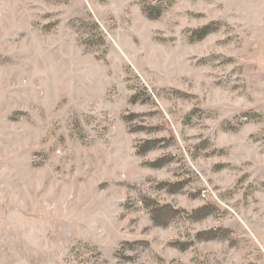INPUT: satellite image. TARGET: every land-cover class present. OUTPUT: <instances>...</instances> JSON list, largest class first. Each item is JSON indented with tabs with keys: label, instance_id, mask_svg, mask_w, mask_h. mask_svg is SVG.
I'll list each match as a JSON object with an SVG mask.
<instances>
[{
	"label": "rangeland",
	"instance_id": "rangeland-1",
	"mask_svg": "<svg viewBox=\"0 0 264 264\" xmlns=\"http://www.w3.org/2000/svg\"><path fill=\"white\" fill-rule=\"evenodd\" d=\"M0 264H264V0H0Z\"/></svg>",
	"mask_w": 264,
	"mask_h": 264
}]
</instances>
